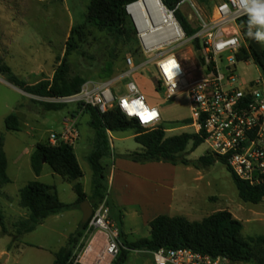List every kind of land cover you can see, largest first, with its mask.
<instances>
[{
  "label": "rangeland",
  "instance_id": "1",
  "mask_svg": "<svg viewBox=\"0 0 264 264\" xmlns=\"http://www.w3.org/2000/svg\"><path fill=\"white\" fill-rule=\"evenodd\" d=\"M91 1L0 0V61L10 66L14 75L27 85L42 80H53L61 66L65 79L79 76L86 82L117 80L128 68L127 57L139 62L143 56L137 51L136 38L132 31L115 38L107 32L85 25L87 8ZM217 1L196 0L204 16L214 14ZM178 12L193 28L198 26V20L189 4L180 5ZM74 27L80 28L73 33ZM71 36L77 41V49L65 58L66 44ZM261 46L264 50V43H261ZM174 52L188 71H194L195 66H200L195 42L189 41ZM153 56L154 54L148 55V58ZM112 62L115 74L109 79H101V73ZM155 73L154 66L150 65L134 73L131 80L136 83L147 103L160 110L161 125L166 129V135L171 137L185 132L195 133V129L185 123L190 119L187 96L181 94L172 100H166L164 90L154 81ZM236 75L240 76L239 82L243 83L263 77L258 67L245 63L236 66ZM129 80L123 79L116 84L118 95L127 93ZM46 103L49 102L45 97L27 93L10 82L6 74L0 73V134L4 136L7 174L11 179V183L0 188V209L9 231L13 234L16 233L15 224L27 217V211L19 205V191L30 181L38 180L55 186L60 200L67 204L76 203L77 195L73 187L79 182L87 194L88 201L93 200L94 174L88 156L93 149L94 131L89 124V116L81 117L80 138L73 146L84 176L76 182L67 181L55 174L47 164L43 167L41 178L37 179L34 174L30 152H33L36 144L48 142L52 132L61 131L65 118L75 117V114H70L71 110H79L75 104L53 110L49 109ZM10 114L18 115L22 131L6 130L5 120ZM134 133L135 130H129L111 135V154L102 160L108 170L113 161L123 156V153L142 150L132 136ZM207 152L206 143L194 151L189 146L186 158L194 162ZM175 167L173 180L176 188L170 215L200 222L216 212L225 210L241 221L244 237L264 235V200L256 205L242 201L232 175L224 163L216 161L209 167L199 169L194 165L179 164ZM108 170L105 171L106 178L102 184L106 189L107 199L114 207L115 215L118 216L121 212L124 216V231L130 240L149 237L150 226L144 223L142 217L135 216L136 207L132 206L142 202V196L133 193V190L130 193L125 191L121 201L129 206L115 204V195H112L108 185ZM81 212L76 206L61 214V218L51 216L35 230L21 236L17 242H13L12 236L2 234L0 227V264H53L55 252L67 245L68 236L76 230V226H80L83 219ZM148 216L150 218L154 213L147 214L146 218ZM89 239L90 234L84 232L80 241L82 248ZM125 264H154V261L150 253L132 251Z\"/></svg>",
  "mask_w": 264,
  "mask_h": 264
},
{
  "label": "trees",
  "instance_id": "2",
  "mask_svg": "<svg viewBox=\"0 0 264 264\" xmlns=\"http://www.w3.org/2000/svg\"><path fill=\"white\" fill-rule=\"evenodd\" d=\"M139 0H92L87 8L85 25H90L107 32L112 37H121L132 31L135 34L137 51L141 54L140 44L136 30L127 15L126 6ZM171 9H175L182 0H162ZM199 1V0H198ZM176 17L183 26L188 37L195 32L194 29L178 10ZM247 20L245 16L238 21L245 47L243 54L246 58H252L260 68L264 77V63L262 55L258 54L250 44L246 35ZM80 27H74L73 33ZM134 38V39H135ZM197 50L200 49L198 41L195 42ZM77 49V41L70 37L66 44L65 58ZM264 54V50H263ZM63 66L59 67L53 80H42L33 85H27L14 75L7 64L0 61V73L6 74L8 80L16 86L23 88L27 93L37 97H63L75 94L86 83L82 77L65 79L62 75ZM115 74L113 62L101 73V79H109ZM105 81V80H102ZM49 109L60 110L66 105L46 103ZM83 113L90 117L89 124L94 131V145L88 156L89 163L94 174V194L90 202L95 208L104 199H107L106 189L102 181L106 178L105 166L102 160L111 154L109 132H126L135 130V141L142 147L141 151L130 152L124 157L136 163L163 162L173 165H194L196 168H206L216 161L224 163L232 175L242 201L259 204L264 200V186H252L248 182L239 179L228 167L225 159L207 152L197 161L186 158L187 149L191 146L192 151L205 143L202 133H182L168 137L166 129L161 125L156 129L143 128L135 119H129L118 108H113L105 113L92 106H77ZM187 119L185 123L190 124ZM7 131L20 132L22 124L18 115L10 114L5 120ZM51 167L53 172L64 180L76 182L84 174L78 162L74 147L68 144L51 145L49 142L36 144L31 155V166L34 173L40 176L44 165ZM7 157L4 151V136L0 134V188L11 183L7 174ZM77 201L74 204L63 203L56 188L38 180L30 181L19 191V205L27 211V217L20 219L15 224L16 233L9 231L3 212L0 209V227L2 234L13 237V242L21 236L30 233L45 219L69 211L80 206L88 200L81 183L74 184ZM107 205L112 219L117 223L120 230V253L112 264H125L132 251L151 253L159 249L187 248L195 252L208 254L212 257H225L234 264H264V235L256 237H244L243 225L235 219L229 211H219L200 222H191L184 217H169L160 215L149 222L150 237L129 241L122 230V213L116 216L112 203L107 199ZM88 222L82 223L80 228L70 235L68 243L55 253L53 264H73V255L80 244ZM83 246V245H82Z\"/></svg>",
  "mask_w": 264,
  "mask_h": 264
},
{
  "label": "built area",
  "instance_id": "3",
  "mask_svg": "<svg viewBox=\"0 0 264 264\" xmlns=\"http://www.w3.org/2000/svg\"><path fill=\"white\" fill-rule=\"evenodd\" d=\"M159 1L161 8L158 12L146 11L139 19L130 12L135 2L126 6L143 56L139 62L127 57L128 68L117 80L89 81L75 94L45 98L53 104L92 106L101 113L115 107L121 111L120 97L143 95L131 80L133 74L152 65L156 71L155 82L164 90L166 100L181 94L187 96L189 125L195 129V133L203 134L208 152L225 159L239 179L252 186H264V77L243 83L236 75L239 63L258 67L252 58H246L243 54L246 43L238 21L246 15L241 10L239 0H218L214 14L209 16H204L196 0H182L175 9ZM182 4H189L198 20V26L194 28L196 32L191 37L187 36L176 17V11ZM150 21L157 23L149 25ZM233 39L237 41L236 45L225 43ZM189 41H198L200 45V66H195L194 71H188L174 52ZM217 44L224 46L217 48ZM151 54L154 56L148 58ZM168 56L175 57L180 69L171 82L165 83L159 62ZM123 79H130L127 85L134 83L138 92L131 93L127 89L126 94L118 95L116 84ZM155 108L159 112L158 119L143 128L156 129L161 126L162 114L158 107ZM131 119L139 124L138 119ZM79 138L77 120L68 117L63 120L61 131L50 134L48 142L53 146L60 143L74 146ZM85 232L90 234V239L83 248L80 242L72 258L73 264H112L120 253V230L111 217L107 199L93 208ZM96 240H100L98 248L88 252ZM150 254L154 264H234L225 257H212L187 248L159 249ZM86 255L87 263L83 262Z\"/></svg>",
  "mask_w": 264,
  "mask_h": 264
},
{
  "label": "crops",
  "instance_id": "4",
  "mask_svg": "<svg viewBox=\"0 0 264 264\" xmlns=\"http://www.w3.org/2000/svg\"><path fill=\"white\" fill-rule=\"evenodd\" d=\"M71 112H72L70 113L71 115L75 114L74 118L78 122V127H79V121L81 117L89 116L88 114L83 113L81 110H77V108L71 110ZM113 133H120V132H109L108 133L109 139ZM132 136H134V139H135L136 133H134ZM93 145H94V141H93ZM32 153L33 152H30V158H31ZM127 154L128 153H123L122 155L125 156ZM123 156H121L119 159H115L109 170H108V166L104 165L105 168L108 170V185L111 187L112 195H115L113 196L114 197L113 202L118 205L129 206L128 204H125L121 200L124 195L123 193L125 191H128L130 193V191L133 190L132 191L133 193H136L137 195L142 196L141 197L142 202L140 203L138 202V204L132 205L136 207V212H134V214L136 217H139V218L142 217L146 225L149 226V222L160 215H166L169 217H178V216H173L169 214L171 213V211H173L172 210L173 196H174V192L176 188L174 185L173 177L175 175L176 165H173L170 163H162V162L141 164V163L133 162ZM35 176L37 179H39L41 178L42 173L40 174V176H37L36 174ZM78 207L80 208V206ZM158 211H161V212H158ZM152 213H154V216H151L150 218L148 216L146 218L147 214L150 215ZM61 214L54 215V216H56L57 218H61L60 217L62 216ZM122 217H124L123 214H122ZM81 224H82V221L80 222L79 225ZM79 228L80 226H76V230L73 233H75ZM122 230L124 234L127 236V239L129 241L131 242L135 241V240L129 239V236L124 231V225L122 226ZM73 233H71L70 235H72ZM70 235L68 236V239ZM98 241L100 240H96V242ZM95 247H97L96 244H95ZM54 260H55V254H54Z\"/></svg>",
  "mask_w": 264,
  "mask_h": 264
},
{
  "label": "clouds",
  "instance_id": "5",
  "mask_svg": "<svg viewBox=\"0 0 264 264\" xmlns=\"http://www.w3.org/2000/svg\"><path fill=\"white\" fill-rule=\"evenodd\" d=\"M239 5L243 14L248 17L247 37L259 43H264V0H239ZM225 43L236 45L237 41L233 39ZM223 46V44H217L216 47L222 48ZM159 68L165 78V83H169L178 75L180 65L175 57L168 56L159 62ZM127 89L131 93L138 92L134 83L127 85ZM198 99L201 98L198 97ZM119 106L126 117L138 119L142 127L148 126L159 117L158 110L155 107H149L143 95H136L134 98L129 96L120 97Z\"/></svg>",
  "mask_w": 264,
  "mask_h": 264
},
{
  "label": "bare ground",
  "instance_id": "6",
  "mask_svg": "<svg viewBox=\"0 0 264 264\" xmlns=\"http://www.w3.org/2000/svg\"><path fill=\"white\" fill-rule=\"evenodd\" d=\"M161 8V4L159 0H144V1H138L137 3H135L134 5H132L130 7V12H133V14L135 15L136 19H139L140 16H142V14H144L146 11H152V12H158L159 9ZM155 22L157 23V21H150L149 25H154ZM94 244L97 245V247L93 246L91 247L88 252L95 250L96 248H98V242H94ZM88 259H87V255L83 258V262L87 263Z\"/></svg>",
  "mask_w": 264,
  "mask_h": 264
},
{
  "label": "water",
  "instance_id": "7",
  "mask_svg": "<svg viewBox=\"0 0 264 264\" xmlns=\"http://www.w3.org/2000/svg\"><path fill=\"white\" fill-rule=\"evenodd\" d=\"M250 44H251V46L253 47V49L258 54L262 55V60H263V63H264V54H263V48L261 46V43H259V42H257L256 40L253 39V40L250 41ZM200 54L201 53H199V55ZM154 81H155V79H154ZM80 209H81L82 214H83L82 223L88 222V220L90 219V217L92 216V213H93V207H92V205L90 204V202L88 200H86V201H84L80 205Z\"/></svg>",
  "mask_w": 264,
  "mask_h": 264
}]
</instances>
